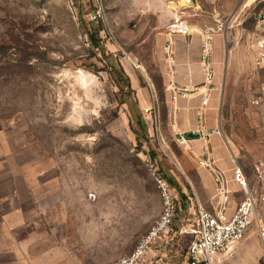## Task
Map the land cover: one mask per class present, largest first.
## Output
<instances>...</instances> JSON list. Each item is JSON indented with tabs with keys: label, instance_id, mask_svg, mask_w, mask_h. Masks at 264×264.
I'll list each match as a JSON object with an SVG mask.
<instances>
[{
	"label": "rangeland",
	"instance_id": "1",
	"mask_svg": "<svg viewBox=\"0 0 264 264\" xmlns=\"http://www.w3.org/2000/svg\"><path fill=\"white\" fill-rule=\"evenodd\" d=\"M250 2L0 0V264H111L130 254L163 208L145 163L153 154L179 187L176 229L188 234L175 242L194 238L201 152L179 145L186 130L176 117L197 92L178 102L172 85L187 88L177 64L202 63L207 39L214 76L205 113L215 103L235 162L264 182L263 32ZM179 17L192 30L180 43L168 33ZM100 26L105 52L90 42ZM113 59L132 93L110 73ZM134 109L149 145L131 127Z\"/></svg>",
	"mask_w": 264,
	"mask_h": 264
},
{
	"label": "built area",
	"instance_id": "2",
	"mask_svg": "<svg viewBox=\"0 0 264 264\" xmlns=\"http://www.w3.org/2000/svg\"><path fill=\"white\" fill-rule=\"evenodd\" d=\"M250 4H253L256 19L263 26V35L257 41V63L264 69V0H251ZM191 31V25L187 20L179 17L169 25L168 33L172 37L176 34L189 35ZM166 56L171 63L175 62L172 38L167 43ZM211 58L210 39H207L203 43V52L201 54V61L207 70L206 84L210 83L214 76ZM198 90L199 87L188 89L173 84L172 97L173 99H177L180 96L187 97L191 92ZM207 102L208 99L204 98L203 104L205 105ZM199 117L201 119V115ZM205 131V124H201L198 133L204 136ZM212 132H219V129H213ZM177 141L180 145L188 144V139L184 134L179 135ZM145 163L160 191L163 201L162 211L147 233L141 237L135 249L130 254L111 264H160L159 258L148 259V251L160 241L169 244L179 232L188 234V229L185 227L179 231L176 229V222L180 218L182 208L176 191L159 169L158 161L155 158L146 156ZM206 163L211 166L209 158H207ZM259 167L260 165L256 167V170H258V175L261 177ZM217 177L222 180V175L218 172ZM235 179L243 187L247 197L238 203L235 212L231 216L225 215L223 211L213 213L206 208L199 207L196 214V227L193 231L195 236L185 247H181L186 256L185 264H224L225 260L233 254L234 244L245 236L254 219L258 223L264 252V226L259 224L257 198L250 190L246 174L240 166L235 170ZM258 198L264 203V191Z\"/></svg>",
	"mask_w": 264,
	"mask_h": 264
},
{
	"label": "crops",
	"instance_id": "3",
	"mask_svg": "<svg viewBox=\"0 0 264 264\" xmlns=\"http://www.w3.org/2000/svg\"><path fill=\"white\" fill-rule=\"evenodd\" d=\"M258 24L263 32V26L259 22ZM177 36H179L177 38L179 43L185 41L182 37L185 36L184 34H178ZM190 64L191 61L189 62L187 60H183L177 64L180 78L179 82L181 85L187 86V88L190 87L193 89L199 87V90L196 91V95H192L191 97L194 103L192 109L188 112L180 110L177 113V127L181 130H186V133H177L176 138L178 139L179 135L184 134L188 139V144L181 146H193L196 152H201V167L198 169L200 187L198 191L200 197L196 193H194V198L190 197V199L196 201V207H191V211L196 215L199 207H203L213 213L223 211L225 215L231 216L235 212L238 203L247 197V193L235 179V170L239 165L235 162L222 133L219 117H213L215 103H213L212 106L208 108V112L205 113L207 109L206 106L210 101V90H212V81L206 84L207 70L205 65L200 63L194 67L190 66ZM262 70L264 71V69ZM199 97H201V101ZM185 98L181 97L176 101L179 102ZM204 98L208 99L205 105L203 104ZM199 101L201 102L200 113L197 110L199 109ZM184 114H189L190 117H181ZM200 115L201 119L199 117ZM201 124H205V135H200L197 138L189 137V132L198 133ZM217 128L219 132H212L213 129ZM207 158L210 159L211 166L206 163ZM217 172L222 175V180L218 179ZM244 172L248 179L250 190L257 198L259 224L264 226V203L258 198L264 191V182H261L259 179H253L251 176H249V178V174L245 170ZM261 177L258 176L260 179ZM176 237L177 235L169 244L160 241L154 245V247L148 251V259L159 258L160 264H185L186 256L181 248H179L177 242H175ZM224 264H264L262 240L259 235L256 219H254L249 226L245 236L234 244L233 254L225 260Z\"/></svg>",
	"mask_w": 264,
	"mask_h": 264
},
{
	"label": "trees",
	"instance_id": "4",
	"mask_svg": "<svg viewBox=\"0 0 264 264\" xmlns=\"http://www.w3.org/2000/svg\"><path fill=\"white\" fill-rule=\"evenodd\" d=\"M102 28L103 27L100 26L97 30L93 29V31L89 32V36H90V42L92 44V48H98L101 51L105 52V47L102 45L101 40L97 36L98 31H100ZM108 64L110 65V73L116 74L117 76L118 85L121 88H123V85H125V87L127 88V91L129 93H132L130 77L125 71V69L123 68V66L120 64V62L119 61L116 62V60L113 59V61H109ZM134 105L137 107V101L134 102ZM133 114H134V117H131L130 124H131V127L134 133L136 134V137H137L138 142L140 143V146L143 145V142H146L149 145V137H148L149 135L147 131L148 126H147L146 121L144 120V117L142 116L140 112H138V109H134ZM134 124H137L139 128H137ZM151 156L155 158L154 154ZM161 172L166 177V179H168V181L170 182V184L172 185V187L174 188V190L176 191L178 195V200H180L179 192H178L179 187L177 186V183L175 182V180L172 177L167 176L164 171H161Z\"/></svg>",
	"mask_w": 264,
	"mask_h": 264
},
{
	"label": "water",
	"instance_id": "5",
	"mask_svg": "<svg viewBox=\"0 0 264 264\" xmlns=\"http://www.w3.org/2000/svg\"><path fill=\"white\" fill-rule=\"evenodd\" d=\"M188 136L189 137H193V138H197L200 136V133H197V132H189L188 133Z\"/></svg>",
	"mask_w": 264,
	"mask_h": 264
}]
</instances>
